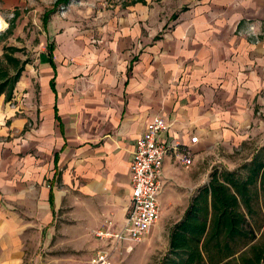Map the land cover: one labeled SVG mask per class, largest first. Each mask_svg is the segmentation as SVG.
I'll use <instances>...</instances> for the list:
<instances>
[{"label": "crops", "instance_id": "obj_1", "mask_svg": "<svg viewBox=\"0 0 264 264\" xmlns=\"http://www.w3.org/2000/svg\"><path fill=\"white\" fill-rule=\"evenodd\" d=\"M159 11L129 5L100 38L51 32L13 100L0 97V264H87L107 245L95 230L127 219L135 145L157 116L161 214L176 223L235 149L257 142L248 161L264 145V0Z\"/></svg>", "mask_w": 264, "mask_h": 264}, {"label": "trees", "instance_id": "obj_2", "mask_svg": "<svg viewBox=\"0 0 264 264\" xmlns=\"http://www.w3.org/2000/svg\"><path fill=\"white\" fill-rule=\"evenodd\" d=\"M138 2L146 4L145 0ZM68 4L70 0H57L44 13V27L61 5ZM14 28L12 21L8 35ZM54 50V43H50L52 65ZM22 51L5 46L0 57V97H5V103L13 100L17 84L31 63L15 56ZM51 85L55 87L54 79ZM160 264H264V145L237 169L212 172L209 182L192 197L182 219L173 225L168 252Z\"/></svg>", "mask_w": 264, "mask_h": 264}, {"label": "rangeland", "instance_id": "obj_3", "mask_svg": "<svg viewBox=\"0 0 264 264\" xmlns=\"http://www.w3.org/2000/svg\"><path fill=\"white\" fill-rule=\"evenodd\" d=\"M3 1L0 0V16L4 20V27L0 31V57L3 54V48L12 45L24 50L16 53L15 56L22 60L30 59L31 63H34L39 58L42 44L46 39L52 37L51 32L60 36H68L71 32L77 34L93 30L94 33L92 34L95 35V38H100L101 34L104 33L105 24L109 21L120 20L126 17L127 13L124 10L129 5H134L136 4L135 2L138 3L139 0H70V4L66 6L61 5L57 9V12L51 16L46 27L43 24L44 13L53 8L57 0H7L8 5L6 7H3ZM182 1L145 0L151 9L159 11V8L156 6L160 7L161 20L165 18L166 14L179 8ZM150 11L152 12L153 10ZM15 14H18L16 19H14ZM12 21L15 24V28L13 34L8 35L7 31ZM48 26H50V29ZM258 39H262V36L257 37L256 35L253 38L254 41ZM25 71L27 73V69ZM39 79V76L36 74L34 86L37 92L39 90ZM256 145L257 142H251V144L244 143L235 149L229 161L236 164L228 162L227 166L231 167V170L237 169L245 162L244 160L249 159L248 155L251 154ZM179 215L173 209L170 212H162L161 219H159L149 236L142 242L130 244L132 247L130 251L125 249L117 250L113 259L114 263L160 264L168 252L170 228L176 223L177 216ZM171 217H175V219ZM43 257L36 264H45Z\"/></svg>", "mask_w": 264, "mask_h": 264}, {"label": "built area", "instance_id": "obj_4", "mask_svg": "<svg viewBox=\"0 0 264 264\" xmlns=\"http://www.w3.org/2000/svg\"><path fill=\"white\" fill-rule=\"evenodd\" d=\"M250 35L256 37L255 31H251ZM167 129L165 119L157 116L137 140L131 162L133 194L127 219L120 227L109 221L105 227L95 230V237L107 245L97 249L87 264H115L113 259L117 250L130 251V244L145 240L158 223L161 214L159 194L163 187L164 162L168 151L167 144L161 141V135ZM197 141L198 137L192 138V142ZM186 163L190 161L186 160Z\"/></svg>", "mask_w": 264, "mask_h": 264}, {"label": "bare ground", "instance_id": "obj_5", "mask_svg": "<svg viewBox=\"0 0 264 264\" xmlns=\"http://www.w3.org/2000/svg\"><path fill=\"white\" fill-rule=\"evenodd\" d=\"M4 27V20L3 18L0 16V31L3 29Z\"/></svg>", "mask_w": 264, "mask_h": 264}]
</instances>
